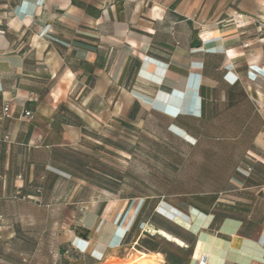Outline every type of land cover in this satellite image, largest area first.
Here are the masks:
<instances>
[{
    "label": "crops",
    "instance_id": "obj_1",
    "mask_svg": "<svg viewBox=\"0 0 264 264\" xmlns=\"http://www.w3.org/2000/svg\"><path fill=\"white\" fill-rule=\"evenodd\" d=\"M133 105L178 139L206 125L219 151L249 155L219 179L230 187L184 206L88 211L71 248L97 264H264V0H0V201L41 195L29 184L62 172L42 154L106 136ZM153 238L165 244L139 248Z\"/></svg>",
    "mask_w": 264,
    "mask_h": 264
},
{
    "label": "rangeland",
    "instance_id": "obj_2",
    "mask_svg": "<svg viewBox=\"0 0 264 264\" xmlns=\"http://www.w3.org/2000/svg\"><path fill=\"white\" fill-rule=\"evenodd\" d=\"M166 123V118L133 105L127 119L111 121L106 136L92 135L42 154L62 172L29 184L31 193L42 189L38 197L19 199L16 194L0 201V264H97L70 244L94 219L89 214L85 222L88 211L106 217L114 207L111 219L123 205L146 198L150 213L161 200L184 206L193 193L230 187L219 179L249 154L219 151V138L202 134L206 125L187 142L170 134ZM142 242V250L165 244L160 238ZM23 252L30 254L27 261Z\"/></svg>",
    "mask_w": 264,
    "mask_h": 264
},
{
    "label": "built area",
    "instance_id": "obj_3",
    "mask_svg": "<svg viewBox=\"0 0 264 264\" xmlns=\"http://www.w3.org/2000/svg\"><path fill=\"white\" fill-rule=\"evenodd\" d=\"M8 109V105L5 106V110ZM26 115H31V112L29 110H27L25 112ZM135 246H138L139 242L138 241H135ZM208 262V259H207V254L206 253H202L200 255V257L198 258V264H207Z\"/></svg>",
    "mask_w": 264,
    "mask_h": 264
},
{
    "label": "bare ground",
    "instance_id": "obj_4",
    "mask_svg": "<svg viewBox=\"0 0 264 264\" xmlns=\"http://www.w3.org/2000/svg\"><path fill=\"white\" fill-rule=\"evenodd\" d=\"M133 255H135V254H133ZM118 264H126V262L121 261ZM134 264H156V263L155 262L153 263V261L148 256H145V257L135 261Z\"/></svg>",
    "mask_w": 264,
    "mask_h": 264
},
{
    "label": "trees",
    "instance_id": "obj_5",
    "mask_svg": "<svg viewBox=\"0 0 264 264\" xmlns=\"http://www.w3.org/2000/svg\"><path fill=\"white\" fill-rule=\"evenodd\" d=\"M168 126V125H167ZM172 133V132H171ZM173 134V133H172Z\"/></svg>",
    "mask_w": 264,
    "mask_h": 264
}]
</instances>
